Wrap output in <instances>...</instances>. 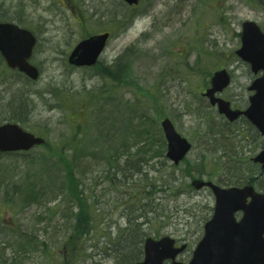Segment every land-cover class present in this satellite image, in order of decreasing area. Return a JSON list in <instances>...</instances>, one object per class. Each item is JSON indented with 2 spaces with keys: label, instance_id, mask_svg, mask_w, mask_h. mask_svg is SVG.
<instances>
[{
  "label": "rangeland",
  "instance_id": "rangeland-1",
  "mask_svg": "<svg viewBox=\"0 0 264 264\" xmlns=\"http://www.w3.org/2000/svg\"><path fill=\"white\" fill-rule=\"evenodd\" d=\"M0 1L35 36L29 61L39 72L31 81L0 65V124L24 101L26 122L18 124L45 140L0 153V264L75 260L76 246L64 243L78 201L64 189L62 159L90 211L75 264H113L120 245L141 234L186 244L177 260L187 263L214 206L212 192L192 181L264 193V170L251 160L264 139L245 118L228 123L202 95L225 69L231 83L219 97L247 107L254 76L235 52L243 22L262 29L264 0ZM103 32L111 38L95 65L68 64L78 42ZM166 118L191 144L177 166L165 157Z\"/></svg>",
  "mask_w": 264,
  "mask_h": 264
},
{
  "label": "water",
  "instance_id": "water-1",
  "mask_svg": "<svg viewBox=\"0 0 264 264\" xmlns=\"http://www.w3.org/2000/svg\"><path fill=\"white\" fill-rule=\"evenodd\" d=\"M136 5L139 0H123ZM241 48L236 55L249 63L251 71L262 70L249 90V105L243 110H232L230 103L217 97L230 83V76L222 69L214 72L210 88L203 94L211 106L229 122L244 116L264 138V33L252 22L242 25ZM109 38L108 33L90 36L80 41L69 55V64L76 67L94 65ZM36 39L26 29L9 22H0V55L6 65L17 69L30 80H37L39 72L29 63ZM166 140V158L174 165L181 162L191 149V144L181 137L169 119L161 122ZM44 144V139L23 130L18 124L0 125V152L28 151ZM264 170V149L252 158ZM195 189L207 187L214 196L211 218L203 226V236L196 244L187 263L177 261L186 245L175 247V240L165 236L154 240L147 238L143 244V259L135 264H264V193L252 186L221 188L212 182L195 180ZM241 213L239 219L236 214Z\"/></svg>",
  "mask_w": 264,
  "mask_h": 264
},
{
  "label": "trees",
  "instance_id": "trees-1",
  "mask_svg": "<svg viewBox=\"0 0 264 264\" xmlns=\"http://www.w3.org/2000/svg\"><path fill=\"white\" fill-rule=\"evenodd\" d=\"M3 3L0 1V21L1 22H12L16 19H13L11 17H9L8 13H7V9H3ZM20 19H18L19 21ZM3 63V60L0 57V65ZM26 107H25V103L24 101L18 102L17 106L14 109V117L12 116L11 118H9V120H4L1 121V123H5V122H13V123H21L24 124L26 122L25 118H26ZM60 157V156H58ZM59 159V158H58ZM62 159V158H61ZM60 164L63 166L65 164V166L67 167L68 173L66 176V181H65V185H64V189H67V193L69 195V200L70 202L73 204H77L78 201V211L77 208L72 207L69 211L70 213V221L69 223H71L70 225V233L68 234V237L66 238V241L64 243V246L67 248H75L77 251L75 252V250H73L72 253H74L73 259H75L74 261H79L81 255H77L80 254L82 252V247L80 246V244H77V238L80 236H85L89 233V231L91 230L90 227V211L87 210V207L82 204L81 202L83 201L82 197L78 194L79 192L77 191V180L74 177V171H73V165H68V163L66 161L60 160ZM33 189H31L32 192ZM28 193V192H27ZM35 193H31L30 195H28L27 198H30L34 195ZM74 209H76V211H74ZM138 225H137V229H138ZM132 230H130L131 232ZM147 238V237H146ZM145 240V236H143L141 234L140 237L138 236H131L128 237V239L125 241V243L123 245H120L121 248L116 251V257H113V264H135L136 262L140 261L143 257V242ZM77 244V245H76ZM43 245V244H42ZM40 245V246H42ZM79 245V246H78ZM120 251V252H119ZM83 253V252H82ZM78 258V259H77ZM73 261L72 264H75ZM4 264V263H1Z\"/></svg>",
  "mask_w": 264,
  "mask_h": 264
},
{
  "label": "flooded vegetation",
  "instance_id": "flooded-vegetation-1",
  "mask_svg": "<svg viewBox=\"0 0 264 264\" xmlns=\"http://www.w3.org/2000/svg\"><path fill=\"white\" fill-rule=\"evenodd\" d=\"M239 37H241V35H239ZM256 78H257V76H254V80H256ZM253 80V81H254ZM247 91H248V93H250V94H254L255 93V91L254 90H249V87H247ZM232 108H234V107H232ZM234 109H237V108H234ZM240 118H242V117H240ZM239 118V119H240ZM257 131V130H256ZM258 132V131H257Z\"/></svg>",
  "mask_w": 264,
  "mask_h": 264
}]
</instances>
